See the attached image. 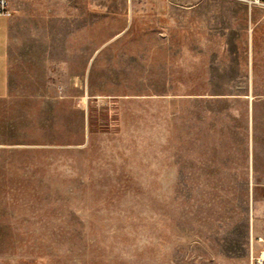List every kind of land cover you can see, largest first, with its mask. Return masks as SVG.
Returning <instances> with one entry per match:
<instances>
[{"label":"rangeland","instance_id":"obj_1","mask_svg":"<svg viewBox=\"0 0 264 264\" xmlns=\"http://www.w3.org/2000/svg\"><path fill=\"white\" fill-rule=\"evenodd\" d=\"M8 10L0 264H264V10Z\"/></svg>","mask_w":264,"mask_h":264},{"label":"crops","instance_id":"obj_2","mask_svg":"<svg viewBox=\"0 0 264 264\" xmlns=\"http://www.w3.org/2000/svg\"><path fill=\"white\" fill-rule=\"evenodd\" d=\"M16 16V15H15ZM12 17L0 15V100L9 95V43ZM34 67H44L46 73H51L50 67L64 64L62 60H53L51 57L35 58Z\"/></svg>","mask_w":264,"mask_h":264},{"label":"built area","instance_id":"obj_3","mask_svg":"<svg viewBox=\"0 0 264 264\" xmlns=\"http://www.w3.org/2000/svg\"><path fill=\"white\" fill-rule=\"evenodd\" d=\"M241 3L246 4L249 8L251 7H258L264 10V0H235ZM0 15L1 16H8V0H0Z\"/></svg>","mask_w":264,"mask_h":264}]
</instances>
